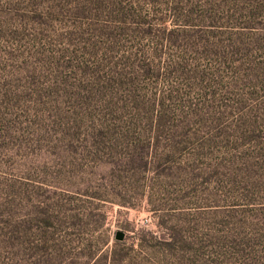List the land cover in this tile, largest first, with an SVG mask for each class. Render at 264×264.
<instances>
[{
	"label": "rangeland",
	"instance_id": "rangeland-1",
	"mask_svg": "<svg viewBox=\"0 0 264 264\" xmlns=\"http://www.w3.org/2000/svg\"><path fill=\"white\" fill-rule=\"evenodd\" d=\"M129 1L0 0V264H94L75 248L100 237L134 246L125 264H264V14L219 30L237 33L244 72L187 120L213 137L205 155L141 174L121 165L125 95L97 68Z\"/></svg>",
	"mask_w": 264,
	"mask_h": 264
},
{
	"label": "trees",
	"instance_id": "trees-1",
	"mask_svg": "<svg viewBox=\"0 0 264 264\" xmlns=\"http://www.w3.org/2000/svg\"><path fill=\"white\" fill-rule=\"evenodd\" d=\"M145 2L150 10L145 11L140 1L130 0L128 7L122 4L113 15L115 24L110 31H104L113 45L106 50L103 47L105 53L97 61V68L110 76L102 83L104 93H122L126 98L121 99L123 106L119 110L112 109L119 119L117 140L124 152L121 165L141 174L169 166L173 157L186 158L192 149V159L205 155L203 142H210L213 137L202 138L200 144L199 131L187 120L202 117L207 104L211 102L214 107L223 93H233L236 87L231 89L223 83L225 73L237 80L244 72L242 63L234 59L239 53L234 38L237 33L219 30L231 28L236 17L257 20L264 14L261 0H243L242 8L237 5L238 0ZM171 3L176 7L171 8ZM231 5L237 8H225ZM171 21L173 28L167 27ZM123 37L125 50L116 46ZM109 53L123 56L115 60ZM160 82L163 85L159 89ZM199 150L202 153L196 154ZM55 220L49 217L48 223ZM145 237H135L134 242L139 241L144 247ZM81 243L74 254L94 264H125L134 248L118 242L107 251L104 247L108 243L101 237L96 243Z\"/></svg>",
	"mask_w": 264,
	"mask_h": 264
}]
</instances>
